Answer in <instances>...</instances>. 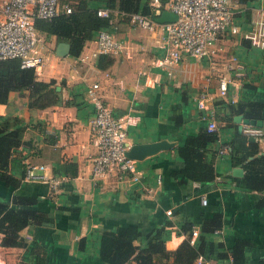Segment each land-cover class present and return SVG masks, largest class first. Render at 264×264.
I'll return each mask as SVG.
<instances>
[{
  "label": "crops",
  "instance_id": "obj_1",
  "mask_svg": "<svg viewBox=\"0 0 264 264\" xmlns=\"http://www.w3.org/2000/svg\"><path fill=\"white\" fill-rule=\"evenodd\" d=\"M59 1L62 5L77 0ZM246 8L249 13L244 11ZM263 11L264 0L248 5L237 1L232 25L240 36L227 57L218 55L210 62L187 55L169 67L159 64L163 56L161 25L146 29L130 21L113 20L110 31L121 39L123 48L118 53L99 54L87 62H79L69 54L60 57L55 52L56 37L45 35L43 50L52 51L55 58L50 62L48 57L38 78H54L63 102L31 108L26 94L11 90L6 102L0 103V115L17 116L28 125L25 142L13 153L22 157L25 173L28 164H42L44 168H35L36 173L65 180L56 193L51 192L46 181L26 180L25 173L16 186L0 181L1 200L11 202L14 193L37 196L32 206L49 219L20 230L25 246L0 244V264H110L99 254V237L104 230L118 224H138L147 233L167 220L171 222L163 225L165 247L174 250L190 234L184 224L192 223L191 228L198 229V240L202 221L214 214L220 216L221 225L207 236L204 256H200L204 264H225L227 259L218 256L220 244L229 258L238 240L245 241L244 264H264V191L245 190L237 184L235 176H241L244 169L229 163L227 150L235 131L245 132L243 124L234 118L233 125L222 126L224 121L219 117L225 108L223 103L217 104L219 100L235 101L244 83L253 86L247 92L251 98L264 101V47L243 40L253 19ZM229 29L216 40L218 54L224 43L222 37ZM94 46L95 37L86 40L82 50L88 52ZM232 55L239 58V67L228 73L225 63ZM221 74L231 78L227 97L216 94ZM93 81H98L97 92L113 112L127 117V148L134 142H172L168 149L134 159L137 180L129 172L122 178L114 173L100 178L92 176L97 148L91 142L89 120L93 105L87 83ZM205 87L213 95L208 109L214 112L212 118L220 133L214 162L217 175L211 181H180V175L173 174L182 166L176 149L186 133L197 132L208 122L203 118L205 111L195 101ZM66 100L72 104H65ZM253 137L264 151V133ZM222 147L227 149L220 153ZM69 165L76 174H69ZM235 166L243 169L241 175L232 173ZM171 261L172 257H155V264ZM133 263L136 264L134 260Z\"/></svg>",
  "mask_w": 264,
  "mask_h": 264
},
{
  "label": "trees",
  "instance_id": "obj_2",
  "mask_svg": "<svg viewBox=\"0 0 264 264\" xmlns=\"http://www.w3.org/2000/svg\"><path fill=\"white\" fill-rule=\"evenodd\" d=\"M153 1L77 0L68 3L71 6V12L59 13L50 20L37 19L36 26L46 35H54L58 42H68L69 55L77 56L86 40L93 39L100 29L110 30L113 24L109 17L97 13L98 8H109L114 21L125 23L129 21V15L135 12L149 14L156 18L157 7L152 3ZM158 1L160 9H163L167 0ZM254 1L256 0H240L247 5ZM244 11L249 13L250 10L246 8ZM243 40L251 43L246 38ZM56 85L54 78L43 80L36 77L34 70L23 67L18 58L0 59V103L6 102L11 90L26 94L28 106L31 108H43L61 103L63 102L61 90H57ZM242 87V92L235 101L231 99L227 102L217 101V104L223 103L222 107L225 108V112L223 111L219 117L224 121L222 126L233 125V117L236 114H242L249 119H264V101L251 98L247 92L253 86L249 83H244ZM65 104H72V101L66 100ZM27 126L17 116L0 115V181L6 185H18L21 174L25 173L22 157L13 153L25 142L24 133ZM219 137V130H208L207 124L200 127L197 132L186 133L182 143L176 149L182 160V166L173 174H179L180 181L213 180L217 175L214 162L218 154ZM28 143L31 144V139ZM227 153L231 165H240L244 169L241 176H235L237 184L245 190L264 191V151L259 148L258 141L236 130ZM68 167L69 174H76L75 169L70 165ZM37 200V196L16 193L12 195L11 202L0 199L1 245L25 246L26 241L20 234V230L30 223L49 220L44 212L32 206ZM170 222L167 220L147 233H143L138 224H118L113 229L104 230L99 237L100 257L110 264H134L133 260L136 264H155V257H172L170 264H195L198 257L204 256L207 236L221 225L220 216L214 214L211 219L202 221L199 239L195 243L191 244L187 235L174 250H168L165 247L166 229L163 225ZM191 227L192 223L183 225L189 233L192 231ZM244 244L243 240L237 241L231 252L232 264H244ZM218 256L228 259L227 251L221 244Z\"/></svg>",
  "mask_w": 264,
  "mask_h": 264
},
{
  "label": "built area",
  "instance_id": "obj_3",
  "mask_svg": "<svg viewBox=\"0 0 264 264\" xmlns=\"http://www.w3.org/2000/svg\"><path fill=\"white\" fill-rule=\"evenodd\" d=\"M239 0H167L163 9H160L158 0L152 3L157 7L156 14L162 10H170L176 14L173 20L157 22L149 14L131 13L129 21L146 29H154L161 25L163 56L159 64L169 67L179 61L182 53L194 58H207L213 62L216 52L215 43L219 35L232 25L236 2ZM71 12L69 4H62L59 0H0V59L18 58L23 67L34 70L36 77L42 76L48 55L43 50L45 36L36 26L37 19L50 20L59 13ZM97 13L109 17L113 22L109 8L100 7ZM244 38L251 44L264 47V11L253 19L251 27L244 34ZM121 39L108 29H100L95 36V46L90 51L81 50L76 56L77 61H91L99 54L118 53L123 48ZM237 56L232 55L225 63L229 71L239 67ZM235 63V65H233ZM76 62L73 67H76ZM231 82L229 75L218 76L216 94L227 97ZM98 81L87 83V94L93 105V114L89 120L91 142L96 146L97 152L93 158L91 173L95 178L104 177L110 173L122 178L129 172L133 180L138 179L135 160L126 156V137L128 119L123 114H115L97 92ZM213 98L208 87H205L195 97L197 107L204 110L203 118L207 119L208 130H218L216 121L212 118L214 112L209 110L208 101ZM243 131L250 136L262 135L261 127L243 123ZM222 147L220 152L226 151ZM35 168H44V165L28 164L26 166V180H43L48 182L51 192L56 193L64 177H48L35 172ZM160 181V176L157 178ZM205 203L206 199L202 198ZM171 211L168 209L167 213ZM198 229L193 228L188 236L189 242L195 243ZM195 264H204L201 257ZM225 264H232V256Z\"/></svg>",
  "mask_w": 264,
  "mask_h": 264
},
{
  "label": "water",
  "instance_id": "obj_4",
  "mask_svg": "<svg viewBox=\"0 0 264 264\" xmlns=\"http://www.w3.org/2000/svg\"><path fill=\"white\" fill-rule=\"evenodd\" d=\"M176 18V14L170 10H162L161 13L156 17L158 22H163L167 20H173ZM70 45L66 41H59L56 46V54L59 56H64L69 54ZM59 89V85L56 86ZM234 120L240 123L251 124L261 128H264V119H249L243 117L242 114L234 115ZM240 128L241 125H240ZM250 139H254L253 136H249ZM172 144L171 141L167 139H159L147 142H134L132 143L126 150V156L133 158V159H142L146 155L153 154L162 149H168L169 146ZM243 169L241 167L235 166L232 167V173L236 175H241Z\"/></svg>",
  "mask_w": 264,
  "mask_h": 264
},
{
  "label": "rangeland",
  "instance_id": "obj_5",
  "mask_svg": "<svg viewBox=\"0 0 264 264\" xmlns=\"http://www.w3.org/2000/svg\"><path fill=\"white\" fill-rule=\"evenodd\" d=\"M39 31L41 33L44 34V36L46 35L44 31H42L41 29H39ZM114 33V32H113ZM224 33V32H223ZM115 34V33H114ZM237 31L235 29H232L230 28L229 31H228V34H224V36L222 37V40H224V43L222 44V50H220L221 52L218 54L217 53V50H216V53L214 55V57L218 56L219 57H227V55H229L230 51H231V47L232 45H234L235 41L237 40L236 38L239 37L240 35L237 36ZM48 40V39H47ZM221 40V41H222ZM48 55V57L50 58V62L54 60L55 58V54L52 53V51H45ZM254 52H258L256 50H254ZM183 56H187V54L185 53H182V57ZM61 57V56H60ZM239 58H237V62L239 63L238 61ZM235 65V63L233 64ZM109 106V105H108ZM223 129V128H222Z\"/></svg>",
  "mask_w": 264,
  "mask_h": 264
}]
</instances>
